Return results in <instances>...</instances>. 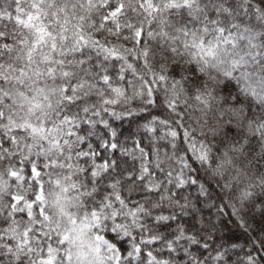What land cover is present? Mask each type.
Returning a JSON list of instances; mask_svg holds the SVG:
<instances>
[{
	"label": "snow or ice",
	"instance_id": "obj_1",
	"mask_svg": "<svg viewBox=\"0 0 264 264\" xmlns=\"http://www.w3.org/2000/svg\"><path fill=\"white\" fill-rule=\"evenodd\" d=\"M0 264H264V0H0Z\"/></svg>",
	"mask_w": 264,
	"mask_h": 264
},
{
	"label": "trees",
	"instance_id": "obj_2",
	"mask_svg": "<svg viewBox=\"0 0 264 264\" xmlns=\"http://www.w3.org/2000/svg\"><path fill=\"white\" fill-rule=\"evenodd\" d=\"M213 219H216L215 210L212 212ZM225 222L224 223H218L217 227L220 229V235L225 237H240L239 243H243L244 239L242 236V230L238 227V223L235 217L226 216L222 218ZM250 223L253 227H258L260 222L259 217L255 220H250Z\"/></svg>",
	"mask_w": 264,
	"mask_h": 264
}]
</instances>
